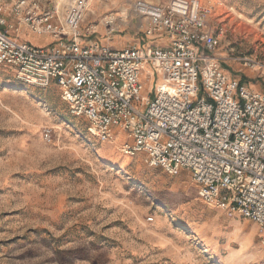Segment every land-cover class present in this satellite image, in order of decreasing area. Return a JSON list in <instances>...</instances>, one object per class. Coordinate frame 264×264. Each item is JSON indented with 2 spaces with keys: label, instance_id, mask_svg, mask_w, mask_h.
<instances>
[{
  "label": "rangeland",
  "instance_id": "1",
  "mask_svg": "<svg viewBox=\"0 0 264 264\" xmlns=\"http://www.w3.org/2000/svg\"><path fill=\"white\" fill-rule=\"evenodd\" d=\"M165 1L94 0L82 32L93 26L91 41L114 48L157 44L143 36L137 8ZM201 1L214 10L224 68L264 92L263 72L247 64L264 62V0ZM107 16L123 21L115 35H107ZM19 39L47 46L53 37L23 26ZM143 83L147 96L149 77ZM88 125L56 84H25L0 65V264H264L254 222L219 217L198 198L188 171L172 176L142 154H124L132 143L126 131L117 128L115 141L103 143ZM45 128L54 129L51 142Z\"/></svg>",
  "mask_w": 264,
  "mask_h": 264
},
{
  "label": "built area",
  "instance_id": "2",
  "mask_svg": "<svg viewBox=\"0 0 264 264\" xmlns=\"http://www.w3.org/2000/svg\"><path fill=\"white\" fill-rule=\"evenodd\" d=\"M92 2L0 0V65L25 84H56L99 141L114 140L119 128L132 142L124 154H142L170 175L187 170L204 204L258 226L264 251V92L224 68L213 8L201 0L139 3L141 32L157 44L114 48L91 41L93 26L82 32ZM121 23L103 19L108 36ZM23 26L52 42L20 40ZM247 61L264 74V62ZM146 77L151 88L144 96ZM44 136L51 142L54 129Z\"/></svg>",
  "mask_w": 264,
  "mask_h": 264
},
{
  "label": "crops",
  "instance_id": "3",
  "mask_svg": "<svg viewBox=\"0 0 264 264\" xmlns=\"http://www.w3.org/2000/svg\"><path fill=\"white\" fill-rule=\"evenodd\" d=\"M115 141V139L113 140V142ZM112 144V143H111ZM103 150L105 149L104 147L102 148ZM187 171V170H186ZM189 173V172H188ZM189 175H190V173H189ZM173 176V175H172ZM190 179H191V176H190ZM191 184H192V186H193V188H194V184H193V181H192V179H191ZM195 189V188H194ZM196 191V190H195ZM196 195H197V192H196ZM212 208V207H211ZM219 210V209H218ZM219 215V217L220 216H227V217H229L224 211H222V210H220V213L218 214ZM230 218V217H229ZM216 220L218 221V218H216ZM214 244V243H213Z\"/></svg>",
  "mask_w": 264,
  "mask_h": 264
},
{
  "label": "bare ground",
  "instance_id": "4",
  "mask_svg": "<svg viewBox=\"0 0 264 264\" xmlns=\"http://www.w3.org/2000/svg\"><path fill=\"white\" fill-rule=\"evenodd\" d=\"M93 2H94V0H93ZM93 2H92V3H93ZM92 3H91V7H92V5H93ZM94 3H95V2H94ZM95 5H96V3H95ZM91 7H90L89 11H92V12H93V11L95 10L96 6H95V7L93 6L92 8H91ZM213 11H214V10H213ZM149 81H150V83H151V78H149ZM115 139H116V138H115ZM246 246H247V243H246L245 245H243L242 247L244 248V247H246Z\"/></svg>",
  "mask_w": 264,
  "mask_h": 264
}]
</instances>
